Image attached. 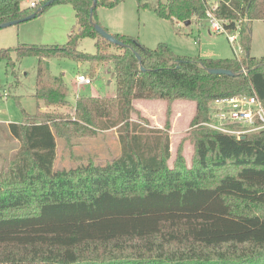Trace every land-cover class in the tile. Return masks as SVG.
<instances>
[{"label":"trees","instance_id":"obj_1","mask_svg":"<svg viewBox=\"0 0 264 264\" xmlns=\"http://www.w3.org/2000/svg\"><path fill=\"white\" fill-rule=\"evenodd\" d=\"M23 1L0 0V23L24 18L51 0L37 7H23ZM123 1L98 0L97 6ZM93 2L55 0L38 14L55 3L72 5L77 25L66 44L0 50V59H10L13 51L19 59L39 58L35 96L46 106L69 105L71 92L63 75L46 79V58L110 60L115 72V94L78 96L73 115L45 113L28 121L26 113L25 121L9 123L20 147L0 170V264H264V129L238 137L202 124L217 97L256 93L264 105V56L247 54L240 61L181 55L166 42L151 48L118 33L127 45H116L95 30ZM137 3L168 20L206 18L207 0ZM218 15L230 28L241 26L242 50L249 52L245 18L264 20V0H225ZM86 37L96 39L95 54L78 49ZM110 46L119 51H107ZM244 65L247 71L240 72ZM136 99L168 102L163 128L151 125L133 105ZM175 100L196 103L183 137L194 143L191 164L181 148L170 163ZM55 128L81 136L115 128L121 153L105 163L55 168ZM100 248L109 258L91 255L101 254ZM129 249L137 259L129 258Z\"/></svg>","mask_w":264,"mask_h":264},{"label":"rangeland","instance_id":"obj_2","mask_svg":"<svg viewBox=\"0 0 264 264\" xmlns=\"http://www.w3.org/2000/svg\"><path fill=\"white\" fill-rule=\"evenodd\" d=\"M149 1L151 4L157 2V0ZM22 6L28 7V0H24ZM95 19L109 32L111 31L107 23L121 25L126 34H132L151 48H155L160 42H166L181 55L212 58L236 57L227 35L212 32L208 20L193 18L188 24L177 19L168 20L158 16L153 9H139L137 0H125L112 8L98 5ZM76 21L75 10L71 4L55 3L31 20L0 28V50L17 48L21 44L62 46L68 42L69 34L77 25ZM246 22L250 31L249 53L251 56L263 57L264 20L254 19ZM78 49L95 54L96 39L82 38ZM107 49V51H119L114 46ZM243 50L241 56L246 59L248 51ZM43 64L46 79L63 75L68 82L71 90L69 105L46 106L43 101H38L36 98L39 67L37 56L30 55L19 59L17 53L13 51L10 59H0V170L9 167L20 147L19 140L11 134L9 123L25 121L26 113L30 115L28 121H39L44 118L45 113L52 116L69 113L73 115L78 96L115 94L114 65L110 60L76 61L70 57H51L46 58ZM78 74L89 76L94 85H77ZM149 102L150 100H141L136 105L143 106L144 103ZM162 103L161 106L160 103H156L149 108L161 114V109L164 108ZM194 107V101H188L180 109L178 129L183 131H178L171 137V164L180 148L186 162L191 164L194 143L189 137H183L188 135L191 129H188V122L194 114ZM54 131L58 143L55 168H70L91 160L96 163H105L121 153V144L115 128L100 130L95 135L85 132L84 136H81V131L75 133L71 130L72 132L69 133L63 129L58 131L56 128ZM104 251V248H100L101 254L94 252L91 255L108 257ZM125 253L130 259H137L135 256L139 255L134 249H129Z\"/></svg>","mask_w":264,"mask_h":264},{"label":"built area","instance_id":"obj_3","mask_svg":"<svg viewBox=\"0 0 264 264\" xmlns=\"http://www.w3.org/2000/svg\"><path fill=\"white\" fill-rule=\"evenodd\" d=\"M42 0H28L30 7H37ZM225 0H207L206 20L210 30L215 33L226 34L233 45L236 57L242 61L241 26L230 28L228 20L218 15V10ZM245 21L249 22L248 18ZM242 69L246 72V66ZM78 84H92V79L85 74H78ZM202 124L213 129L241 137L247 133L264 129V105L260 97L254 93L236 94L215 98L211 103L209 119Z\"/></svg>","mask_w":264,"mask_h":264},{"label":"crops","instance_id":"obj_4","mask_svg":"<svg viewBox=\"0 0 264 264\" xmlns=\"http://www.w3.org/2000/svg\"><path fill=\"white\" fill-rule=\"evenodd\" d=\"M106 25H108L109 30L112 33H114V34L118 33V34L129 35V34H126L127 32L125 31V29L119 24H109V23H107ZM130 35H132V34H130ZM76 84L77 85H82V84H78L77 81H76ZM89 85H94V84H89ZM108 96H112V95H108ZM141 100H150V102L147 103V104L144 103L143 106L140 105V106L137 107L136 103L137 102H141ZM144 102H146V101H144ZM187 102H188L187 100H175L172 103L171 129H170L171 137L174 136L176 132L183 131V129L182 130L178 129L179 118H180V109L182 107H184L185 104H187ZM156 103H160L159 104L160 106H161V103H162L163 106H164L163 110L161 109V114H159L157 111H154L153 109L151 110L149 108L152 105H155ZM133 105L137 109H139L144 116L149 118L152 126H156V127H160V128L164 127L165 121H166V118H167L166 112H167V107H168V102L166 100H160V99H136V100H134ZM147 105H150V106H147ZM144 109H146V111ZM147 109H148V111H147ZM195 111H196V103H195V107H194V114L191 116V118H190V120L188 122V124H189L188 129L190 128V123H191V121H192V119H193V117L195 115ZM188 124H186V125H188Z\"/></svg>","mask_w":264,"mask_h":264},{"label":"water","instance_id":"obj_5","mask_svg":"<svg viewBox=\"0 0 264 264\" xmlns=\"http://www.w3.org/2000/svg\"><path fill=\"white\" fill-rule=\"evenodd\" d=\"M53 1L55 0H51V1H48L47 3L41 5L37 12H34L24 18H20V19H16V20H11V21H7V22H4V23H0V28H3V27H7V26H12V25H15V24H19V23H22V22H25V21H28V20H31L35 17H37V15L39 13H41L43 11V9L51 4ZM97 3H98V0H94L93 2V5L90 9L91 11V20L93 22V26L95 28V30L104 38H106L108 41H110L111 43L113 44H116V45H120V46H126L127 44L125 42H123L122 40H120L119 38H117L113 33L109 32L103 25H101L100 23L96 22L93 18V13H94V10L95 8L97 7ZM185 23H190V20H187L185 21ZM137 58L139 61H141V55L139 54V52H137L136 50H134ZM248 54H250L248 52ZM141 69L142 70H145L146 68L141 65ZM247 69V68H246ZM209 73H213V74H226V75H235L236 73L230 69H225V68H209L208 69ZM247 71V70H246ZM240 72H245L243 69L240 71Z\"/></svg>","mask_w":264,"mask_h":264}]
</instances>
